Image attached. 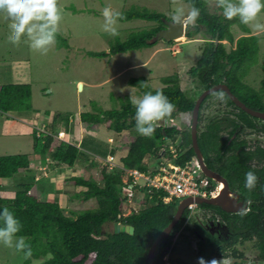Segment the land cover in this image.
<instances>
[{"label":"trees","instance_id":"1","mask_svg":"<svg viewBox=\"0 0 264 264\" xmlns=\"http://www.w3.org/2000/svg\"><path fill=\"white\" fill-rule=\"evenodd\" d=\"M188 5H195L200 8V18L195 24L185 26L184 37L186 40H193L194 36L200 35L203 42L200 58L196 65L188 70V75L196 80L202 88L208 89L213 85L223 83L230 92L247 108L264 113V61L261 65L262 79L258 90L252 89L243 83V79L248 75L251 67L258 62V38L250 35L249 28L239 23V20L228 21L219 13H212L208 9L205 0H181ZM123 19L143 20L157 23L158 26L150 30H141L130 33L126 40L119 41L115 38L110 43L108 53L88 52V56L93 58H105L119 53L132 52L149 48L150 39L165 25L162 20H169L164 15L149 11L145 8L131 7L124 11ZM237 25L243 35L236 40L231 33V27ZM227 42L230 49H226L223 42ZM170 42V41H168ZM163 85L160 89H152L143 77L130 79L129 86L138 89V96L147 92L155 94L157 91L163 92L169 100L175 104L176 112L166 120H173L177 115L191 113L194 101L181 90L179 77L175 74L163 77ZM223 94V103L238 110L237 118L246 128H255L253 120H256L237 108L223 92H215L208 95L200 105L197 143L205 165L219 162L226 155L230 159L224 162L228 167L224 169L226 176L231 178L230 185L240 194L244 201H249L250 210L228 217L226 213L218 207L201 204L197 207L212 214L211 211L219 213L226 220L228 227V237L218 240L203 230L201 223L192 222L193 231L205 238L203 243L198 240V252L202 253V248L207 246L211 253L217 257L227 258L228 252L231 258L242 259L243 253L238 252L234 246L243 245L245 242L254 241V247L258 250V255L252 264H264V170H261L256 186L251 191L244 187L245 173L249 170L244 167L246 158L259 154L264 156L262 151L246 153L241 144L235 140L227 144L228 140H223L219 134L222 125L231 126L233 130H238L233 121L228 119H209L200 130L202 121L201 109L206 100ZM31 91L29 85H3L0 86V112L9 111H31L30 103ZM92 112L80 114V122L87 132H96L100 125L106 124L107 129L115 134L124 131H135V108L129 98L120 100L118 108L102 110L93 104ZM60 117H57L59 121ZM56 121V125L59 124ZM225 121V122H224ZM67 125V117H63L62 123ZM47 127L46 132L51 131ZM264 132V128L261 129ZM232 133H230L231 135ZM181 135V148L185 152L180 156V163L194 157L191 148L189 127L182 131L174 125L157 126L151 137L137 136L130 144L127 154L120 159V163L125 169H147L144 159L146 156L158 158L164 142V138H174ZM52 137L33 132V152L45 155L52 148ZM87 147V149H86ZM80 148L88 150L91 147L86 143V139L81 142ZM96 154L94 149H90ZM113 153V151H110ZM82 155L83 151L68 143H59L53 147L52 160L58 164L72 166ZM246 159V160H245ZM241 165V166H240ZM27 161L24 156L3 155L0 156V180L12 178L19 170L27 169ZM239 166V167H238ZM259 175V176H258ZM102 186L94 181L83 179H73L77 186L85 188L78 194L82 202L94 200L95 206L78 212H70L65 215L61 207L56 202H49L43 198V193L36 191L30 194L34 185L33 180L16 186L13 196L4 198L0 194V211L8 207L14 215L21 221L22 229L19 235L25 236L31 246V256L26 257L25 264H30L34 260L44 259L43 264H85L90 255H94L90 264H147V253L154 239L170 223L174 211L175 202L169 204L162 203L157 194H145L144 202L149 201L151 205L132 212L122 217L124 213L125 197L121 192L122 171H101ZM36 181V180H35ZM72 181V180H71ZM1 191V188H0ZM188 210H186L179 222L175 225L172 233L167 239L159 242L155 250L154 263L162 264V258L172 245V240L180 230L191 229L187 226ZM129 225L133 227V234L114 233V231H104L106 224ZM231 227V228H230ZM24 254L23 252H20ZM175 264H186L177 262ZM232 264H245L242 261H235Z\"/></svg>","mask_w":264,"mask_h":264},{"label":"rangeland","instance_id":"2","mask_svg":"<svg viewBox=\"0 0 264 264\" xmlns=\"http://www.w3.org/2000/svg\"><path fill=\"white\" fill-rule=\"evenodd\" d=\"M180 4L188 5L181 0H177V4H173L172 0H59L63 18L59 25L57 42L46 55L32 50L26 38H23L19 45L9 43L7 40L8 22L3 15H0V86L29 84L32 110H37L40 114L43 113L44 116L42 118V115L39 114L38 121L41 120L40 122H42L45 119L44 113L49 112L50 117L47 121L51 125L53 117L51 131H49L52 135H55L57 117H60L58 120L61 124L63 120V117L56 113L76 116V108L79 111L92 112L94 111L93 104L102 110H110L118 108L121 99L138 96V89L128 84L130 79L143 77L150 87L156 90L163 87L161 83L163 77L175 74L179 77L181 90L186 96L195 101L204 89L188 75V70L194 67L200 58L204 42L200 35L194 36L193 40H186L184 36L170 42L159 40L149 48L119 53L105 58L88 56V52L108 53L110 43L115 38L122 42L126 40L130 33L150 30L158 26L157 23L143 20H129L126 22L119 20L117 24L119 34L111 36L102 29V11L104 7L111 6L114 11L121 13L131 7L145 8L162 14L171 21L172 11ZM208 9L212 13H219L217 8L208 6ZM259 20L264 22V13L261 14ZM248 28L249 32L258 38V62L250 68L248 75L243 79V83L254 90H258L262 79L261 65L264 61V33L253 31L249 26ZM230 29L234 40L244 35L237 25H233ZM223 44L226 45L227 50L230 49L227 42L224 41ZM79 83L82 85L81 90L78 89ZM231 109L232 107L223 103V100L219 98V94L206 100L201 109L200 130H203L204 124L209 119L226 117L229 114L228 112H235L234 110L230 111ZM186 117L190 120V113ZM183 118H185V115L173 119V124L178 129H187L190 124L189 122L183 128L181 126ZM4 119L13 121V124L5 126L3 124ZM72 123V130H75V122L72 121ZM42 125L50 128V125L47 126L44 123ZM18 126L21 127L22 131L18 130ZM77 127L80 129V133L76 134L74 138L72 135L68 137L73 145L79 147L77 143L83 137L96 152L101 153L104 151L99 143L94 142L95 139L93 140L92 133L89 134L90 132L85 131L82 125L78 124ZM102 127L105 126L102 125ZM26 131L27 126L25 122L21 121V118L14 119L10 114H0V156L31 153L32 138L25 135ZM221 135L223 138L225 137V134ZM137 136L139 135L135 131H124L116 134L113 143L116 152L119 151V154H122L127 151V148ZM242 136L251 143L250 148L254 145L252 142L254 140L256 144L261 143L264 145L261 134L252 136L251 131L245 130ZM53 142L52 150L48 153L50 159H52L53 147L56 146ZM89 151L91 150L88 149L87 152ZM106 152L107 149L104 155ZM95 159H99V157H95ZM156 159L148 155L145 157L144 163L148 168H153ZM46 163L48 164L49 161H46ZM99 166L97 171H90L89 176H87L89 180L97 184H101L100 171L102 168ZM27 180H29L27 176L23 178L21 174H15V177L3 180L1 182V196L4 198L12 197L16 186ZM46 182L41 176V183L45 184ZM40 186L38 182L33 185L36 191L40 189ZM49 191L54 190L49 189ZM41 192L44 193L41 199L58 203L65 215H70L71 211L78 212L96 205L93 199L82 202L80 197H75L77 191H63L62 194ZM31 194H34L33 191ZM144 195L137 193L131 205L137 209L148 207L149 204L144 202ZM127 207L125 203L124 211ZM192 211L191 219L187 225L191 231L182 229L175 234L172 240L170 257L173 258L174 263L184 262L186 264H198L199 258H203L205 261L213 258L222 259L213 255L207 246L202 248L201 254L198 252L199 237L192 227L194 220L198 223H206V219L213 216L214 213L210 214L197 207L193 208ZM124 213L128 214L126 211ZM103 229L106 232H111L114 230V224H106ZM234 248L243 253V258L241 260L231 258L228 252V257L225 259L229 261V264L235 261H242L245 264L254 263L258 255V250L254 247V241L245 242L243 245L236 244ZM93 257L94 255H90L85 264H90ZM25 259L26 256L17 252L14 248H7L0 244V264H25ZM43 263L44 259H41L34 260L30 264Z\"/></svg>","mask_w":264,"mask_h":264},{"label":"clouds","instance_id":"3","mask_svg":"<svg viewBox=\"0 0 264 264\" xmlns=\"http://www.w3.org/2000/svg\"><path fill=\"white\" fill-rule=\"evenodd\" d=\"M177 4V0H172ZM209 7L221 10V15L228 21L239 20V23L249 26L253 31L264 33V22L259 17L264 13V0H205ZM201 10L195 5L180 4L171 13L174 25L186 26L195 24L200 18ZM0 15L8 22L7 40L12 45H19L26 38L32 50L46 55L57 40L60 22L63 18L59 0H0ZM104 32L117 36L118 21L123 14L114 11L111 6L102 11ZM223 99V94H219ZM131 104L135 108V130L142 137H151L158 123L171 117L176 112V106L163 92L155 94L147 92L142 96H131ZM258 177L253 171L245 173L244 187L251 191L255 188ZM115 225V224H114ZM122 225V224H121ZM21 221L8 208L0 211V244L31 256V246L21 232ZM198 264H229L224 257L205 261L198 259Z\"/></svg>","mask_w":264,"mask_h":264},{"label":"built area","instance_id":"4","mask_svg":"<svg viewBox=\"0 0 264 264\" xmlns=\"http://www.w3.org/2000/svg\"><path fill=\"white\" fill-rule=\"evenodd\" d=\"M190 120H182L181 126L184 128L189 124ZM167 125H174L173 120H164L158 123V126L165 127ZM34 126V131L37 136H40L43 133L53 137V143L56 144V146L62 142L72 145L68 140V137L70 136L69 132L59 130L54 133L55 135H52V133L48 131L46 132L44 125L38 127L37 124H35ZM187 127H190V124ZM178 130L182 131L184 129ZM181 143V135H176L174 138H164L160 155L156 159V164L153 168L147 167L145 171L139 169H125L122 165H117L115 163L112 155L105 157L104 166L108 172L113 171L114 169L122 171V185L120 189L125 197V203L128 206L125 209L128 214L132 212L136 213L141 210L131 205L134 202L137 193L140 195L157 194V198L164 204H169L171 202L177 204L185 198L194 199L197 197H216L219 194V182L213 181L203 175L195 157L180 163V156L185 152V150L181 148ZM148 200L149 201L146 203L151 205L152 199L150 196L148 197ZM197 206L198 205L195 204L187 206L186 210H188L189 214L186 223L191 219L190 215L191 212H193V208ZM127 215L124 213L122 217ZM116 225L121 224L116 223ZM171 249L172 246L163 256L162 264H175L173 258L170 257Z\"/></svg>","mask_w":264,"mask_h":264},{"label":"crops","instance_id":"5","mask_svg":"<svg viewBox=\"0 0 264 264\" xmlns=\"http://www.w3.org/2000/svg\"><path fill=\"white\" fill-rule=\"evenodd\" d=\"M244 35H247V34H244ZM250 35H252V34L250 33ZM12 85H29V84H12ZM81 113H83V110L79 111V109H77V108H76V116H73L72 114L66 115V114H62V113H56L62 117L66 116L68 122H67V125L65 127L64 122L61 124V123H59V121H57V123H59V124H57L55 126V132L59 131V130L60 131H66V132H69L70 136L72 135L74 138L76 136V134L80 133V129H78L77 125L78 124L82 125L80 122V114ZM0 114H10L12 118H14V119L21 118V121L25 122V125L27 126V131L25 132V135H29L32 138V142H31L32 151H31V153H28V154H14V156H24L26 158V161L28 164L26 170L21 169L16 173V175L21 174V176L23 178L24 177L26 178V176H27V179H29V180H27L28 182L33 180L34 184L36 182L40 183V185H41L40 189L37 190L40 192L41 191H44V192L47 191L48 193L56 192V193L62 194L63 191H77V193L75 194V197H77L78 194L80 193V191H84L85 188L82 186H77L74 183L73 179L75 180V179L80 178V179H83L86 181H92V180H89L87 176H89L90 171H93V170L97 171L99 165H100L99 167L102 168L101 171L105 170V168L103 169V167H104L103 162L105 160V157H107L108 155H112L114 157L115 163L117 165H121L120 159L127 154L128 149H129V148H127V151H124L122 154H119L118 150H117L118 152H116V149L113 146L114 137L116 134L113 133L111 130L107 129L106 124H102L106 128L102 127V125H100L96 132H90L89 134L92 133L93 136L92 135L91 136H92L93 140L95 139L94 142L99 143L104 148L103 152L96 154L92 151L87 152L88 150L83 149L82 151H83V153H85V155L80 156L78 158V160H76V162L72 166H66L63 164H58V163L54 162L52 159H50V157H49L50 155L48 156L49 152L46 153L45 155L35 154L33 152V132H34V130L32 131V129L35 128V126H34L35 124H37L38 127L42 126V123L49 126L50 123L47 121L50 117L49 112L44 113L45 119L42 122H40L41 120L38 121V119H37L38 115L40 114V112H38L37 110L20 111V112L9 111L7 113L0 112ZM187 114L188 113L179 114L176 117H179L181 115H185V118H183V120L188 119V117H186ZM40 115H42V118L44 117L43 113H41ZM72 121L75 122V125H74L75 130H72V127H71V125H73ZM77 121H78V123H77ZM52 123H53V117H52L51 125H52ZM3 124H5V126L12 125L13 121H9L8 119H4ZM17 128H18V130H21V127L18 126ZM45 129H47V127H45ZM82 141H84L83 137L77 143L79 145V147H78L79 149H81L80 144ZM86 149H87V147H86ZM106 149H107V152L104 155V152ZM51 150H52V148H51ZM111 150L113 151V153L110 152ZM1 156H3V155H1ZM95 157H99L100 160L95 159ZM116 158H117V160H116ZM46 161H49V163L47 164ZM83 161H85V162H83ZM101 171H100V173H101ZM41 176H43V179H45V181H47L45 184L41 183ZM13 177H15V175ZM2 181L3 180H0L1 191H2V184H1ZM21 181H22V179H21ZM27 181H23L19 184L26 183ZM98 185L102 186V176H101V184H98ZM49 189H52L54 191H49ZM32 191H33V193H35L36 190L34 187L31 188L30 194ZM69 200L71 201L72 199L70 198Z\"/></svg>","mask_w":264,"mask_h":264},{"label":"water","instance_id":"6","mask_svg":"<svg viewBox=\"0 0 264 264\" xmlns=\"http://www.w3.org/2000/svg\"><path fill=\"white\" fill-rule=\"evenodd\" d=\"M165 28L159 30L151 39L150 43H156L159 40L164 41H173L177 38H181L184 36L185 26L174 25L170 20H162ZM78 89L81 90V85H78ZM215 92H223L227 95L230 101L241 111L245 112L251 117L260 119L264 121V113L259 111H254L247 108L242 102H240L229 90V88L225 84H216L212 87L204 90L199 97L194 102L192 111H191V120H190V139H191V148L194 152V157L198 161L199 167L203 175L213 181L219 182L222 185L220 188V192L216 197L210 198H185L179 201L175 206L174 215L170 221V223L158 234V236L154 239L147 253V264H155L154 263V255L156 247L159 242L163 239H167L172 233L175 225L181 219L184 211L187 206L195 204V205H211L214 207H218L224 212L227 213H238L245 209L243 203L238 201V196L235 193L229 191L228 184L225 179L219 176L217 173L209 170L203 162V157L198 147L197 143V125H198V117H199V109L203 100L210 94ZM246 206V205H245ZM114 233H127L129 235L133 234V227L129 225H114Z\"/></svg>","mask_w":264,"mask_h":264},{"label":"flooded vegetation","instance_id":"7","mask_svg":"<svg viewBox=\"0 0 264 264\" xmlns=\"http://www.w3.org/2000/svg\"><path fill=\"white\" fill-rule=\"evenodd\" d=\"M163 28H165V27H163ZM220 84H223V83H220ZM232 110H234L235 112H231V113L228 112L231 115L228 114V116H226V117H220V119H224L225 121H227V119H228L229 122L233 121V123L237 126L238 130H233L231 128V126H228V125H222L221 128H223V129L220 130V132H219L221 138L223 140H228L227 141V144L230 143L231 141H234L235 140L238 144H241L242 145L243 150L246 153H255L256 151H262L264 153V145L263 144H261V143L256 144V141L254 140V141H252L254 145L250 148L249 145L251 143L248 140H246L245 137L242 136V134L244 133L245 130H249V131L252 132V136L261 134V137L264 140V132L261 131V129L264 128V121L252 117V118L256 119V120H253L252 121L253 124H254V126H255V128H253V129L246 128L242 124V122L237 118L238 110L232 108L230 111H232ZM190 117H191V113H190ZM214 120H216V119H213V121ZM259 122H261V123L259 124ZM230 133H232V134L230 135ZM221 134H225V137L223 138ZM229 156L230 155H226L221 160H219V162L210 163V165H206V167L209 170L217 173L223 179H225L226 182H227V184H228L229 191L232 192V193H235L238 196V199L237 200L243 203V206L245 207V209L243 211H241V212H238V213H227V212H224L223 211L224 213L227 214L228 217H233L236 214H240L242 212L249 211L251 204H250L249 201H244L240 197V194L237 192L238 190H234L231 187L230 180H232V179L229 178L228 176H226V174L224 172V169L226 167H228V164H225L224 162H226V160L230 159ZM246 159H247V161L245 162V165H243V166L244 167H247V169L249 171H253L255 174H259V172H261V170H264V156H260L259 154L258 155L255 154V155H252V157L246 158ZM211 212H213V211H211ZM213 213H214L213 216H209L206 219V223H201V227L203 228V230H205L206 232H208L210 235L215 236L216 239H218V240L222 239V235L225 238H227L228 235H229V233H228V230L229 229L227 227L226 220L223 219L220 216L219 213H215V212H213ZM197 236L199 237L198 240H201L203 243L205 242V238H201V236H199V234H197Z\"/></svg>","mask_w":264,"mask_h":264},{"label":"bare ground","instance_id":"8","mask_svg":"<svg viewBox=\"0 0 264 264\" xmlns=\"http://www.w3.org/2000/svg\"><path fill=\"white\" fill-rule=\"evenodd\" d=\"M81 88H82V85H81ZM222 187V185L220 184V188Z\"/></svg>","mask_w":264,"mask_h":264}]
</instances>
